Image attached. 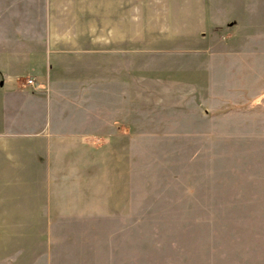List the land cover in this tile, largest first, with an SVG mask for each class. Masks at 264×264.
<instances>
[{
	"label": "rangeland",
	"instance_id": "rangeland-1",
	"mask_svg": "<svg viewBox=\"0 0 264 264\" xmlns=\"http://www.w3.org/2000/svg\"><path fill=\"white\" fill-rule=\"evenodd\" d=\"M0 18L11 45L71 40L87 77L114 39L116 114L130 76L111 213L37 264H264V0H0Z\"/></svg>",
	"mask_w": 264,
	"mask_h": 264
},
{
	"label": "crops",
	"instance_id": "crops-1",
	"mask_svg": "<svg viewBox=\"0 0 264 264\" xmlns=\"http://www.w3.org/2000/svg\"><path fill=\"white\" fill-rule=\"evenodd\" d=\"M4 37L0 32V224L22 229L0 231V264H37L59 240L83 238L77 224L111 213L115 159L125 157L115 137L130 126V76L122 71L121 116L114 107V39L91 57L106 69L96 65L101 69L87 77L77 71L84 59L71 40L60 39L58 53L51 40L11 45ZM6 239L40 240L38 258L27 259L34 244Z\"/></svg>",
	"mask_w": 264,
	"mask_h": 264
},
{
	"label": "built area",
	"instance_id": "built-area-1",
	"mask_svg": "<svg viewBox=\"0 0 264 264\" xmlns=\"http://www.w3.org/2000/svg\"><path fill=\"white\" fill-rule=\"evenodd\" d=\"M28 84H30V85H34V84H35V81H34L33 79H29V80H28Z\"/></svg>",
	"mask_w": 264,
	"mask_h": 264
}]
</instances>
